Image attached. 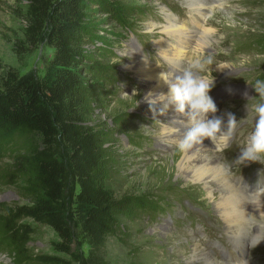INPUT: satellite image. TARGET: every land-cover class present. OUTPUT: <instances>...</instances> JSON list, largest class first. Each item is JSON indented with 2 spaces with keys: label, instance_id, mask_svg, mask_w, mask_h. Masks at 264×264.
<instances>
[{
  "label": "rangeland",
  "instance_id": "obj_1",
  "mask_svg": "<svg viewBox=\"0 0 264 264\" xmlns=\"http://www.w3.org/2000/svg\"><path fill=\"white\" fill-rule=\"evenodd\" d=\"M113 1L120 2L124 9L135 8L134 12L142 11L145 16L140 14L136 18L132 15L127 19L128 23H123L113 15L98 13L99 25L95 31L100 42L91 44L89 49L95 52V55L101 56L97 59L103 63L112 59L110 56L102 57L100 49L108 48L109 52L119 56L112 61L120 64V70L127 78L123 80L110 102L94 109L87 118V124L98 130L110 131L114 129L113 119L119 114L136 113L145 118L146 123H131L123 131H119V134L116 130V139L110 144L114 157L107 185L117 200L153 194L167 200L170 207L169 213L156 221L148 219L136 209L125 211L118 216L117 229L106 243L105 259L110 264H180L179 262L183 263L187 256L184 257L182 252L175 250V247L184 245L183 249L189 255L193 244L198 243L217 263L243 264L241 255L243 250L249 247L250 255H253L254 251H257V246L253 248L250 242L246 248L245 246L242 248L231 240L226 231L227 225L218 214L213 199L208 196L204 187L194 180H187L185 174H182L180 165L186 150L181 151L177 143L187 127H175L171 124L177 130L176 133L182 134L170 141L171 144L160 142L163 138V128L167 123L158 113L154 117L153 112L144 106L145 96L152 83L143 81L134 70V66L144 58L153 67L173 78L180 74L181 68L189 61L212 58L213 64L202 74L207 75L211 71L215 83L209 94L215 104H224L226 107L223 114L215 117L222 115L225 131L227 113L234 114L239 122L227 145L222 144L220 148L212 147L205 155L224 169L223 171L234 173L237 167L232 161L234 155H230L227 150L234 148L238 151L241 146L247 144L256 121L251 105L259 100L253 85L257 80H264L261 79L264 74V50L252 47V42H256L264 35V0H209L205 25L212 33L208 35L207 45L199 50H196L194 41L180 44L177 36L164 32L169 19L188 31L197 32L199 27L193 16L202 24L204 20L189 6L196 2L195 0H110ZM26 8L25 0H0V79L9 71L20 75L33 73L43 76L48 70L53 48L44 41L36 46L26 43L24 36L27 27ZM96 8L98 7L95 6L94 9ZM118 11L120 14V10ZM122 15L124 18L127 14ZM160 43H170L176 48L185 47L186 53L179 68H173L163 57ZM219 66L228 68L222 69ZM134 90L136 94L132 96ZM124 92L129 95L125 96ZM178 116L174 115L172 118L185 119L184 116ZM208 118H213V114L209 113ZM129 137H145L147 141L144 148L133 146ZM19 149H23L22 146ZM58 154L62 157L63 151ZM226 175L229 182L241 190L231 175L227 173ZM243 178L238 176L236 181L242 182ZM213 186L212 191L224 192L220 184L214 182ZM75 188L74 181H70L69 190ZM250 198L247 203L254 207L256 202L254 198ZM28 203L20 187L6 185L0 179V205ZM259 219L250 220L249 241L259 224L264 234V215ZM255 221L257 224L252 223ZM29 222L35 228L32 241L29 243L30 249L34 254H53V244L59 241L56 233L48 226ZM191 222L196 223L192 225L193 228L205 226L211 233L223 234L227 243L239 246L240 254L232 260L227 253L222 252L221 259H216L207 250L203 241L199 238L196 240L190 234ZM71 225L77 239L72 245L71 254L66 258L71 264H90L89 246L80 235V227L76 221L71 222ZM259 245L260 248H264V241ZM11 262V256L0 251V264Z\"/></svg>",
  "mask_w": 264,
  "mask_h": 264
},
{
  "label": "trees",
  "instance_id": "obj_2",
  "mask_svg": "<svg viewBox=\"0 0 264 264\" xmlns=\"http://www.w3.org/2000/svg\"><path fill=\"white\" fill-rule=\"evenodd\" d=\"M25 1L26 43L36 46L44 41L53 53L43 76L9 71L0 79V179L20 187L29 201L0 205V251L11 256V264H71L66 256L77 239L71 225L76 221L89 246L90 264H110L104 252L118 216L136 209L156 221L170 207L153 194L117 200L107 185L116 130L119 134L131 123H146L145 118L119 114L110 131L87 124L94 109L110 102L127 78L120 64L112 61L119 56L100 49L102 57L112 59L103 63L89 49L100 42L95 31L98 13L123 23L132 15L145 14L110 0ZM252 47L264 50V35ZM129 141L142 149L147 139ZM70 181L75 189L69 190ZM29 221L56 233L59 241L53 244V254H34L30 249L35 228Z\"/></svg>",
  "mask_w": 264,
  "mask_h": 264
},
{
  "label": "bare ground",
  "instance_id": "obj_3",
  "mask_svg": "<svg viewBox=\"0 0 264 264\" xmlns=\"http://www.w3.org/2000/svg\"><path fill=\"white\" fill-rule=\"evenodd\" d=\"M195 1L196 2H193L189 6L193 9L194 12L198 14L200 18H202V20H204V23L202 24L198 19L195 18V16H193L195 22L199 27L197 32L194 31V33L193 31H188V29L179 26L172 19L168 20V26L164 29V32L170 35L177 36L180 39V44H184L183 42L187 43L189 41H194L197 46L196 50H199L207 45V38L208 35L212 33V30L208 29L205 25V22L208 18L206 15L208 13L206 12V7H208L207 3L209 0ZM197 33L201 34L197 35ZM160 48V50H162L163 57L170 62L173 68H179L181 66V62L186 53L185 47L176 48L170 43H160ZM134 70L143 78V81L147 80L152 83L149 86V90L146 96L150 92L155 95H159L161 93L166 95L169 92L168 84L161 78L162 71L153 67L151 63H149V61H147L146 59H140L134 66ZM144 106L150 109V105L146 99L144 101ZM157 107L156 108L158 113L159 109L163 107V102L158 103ZM166 114L172 116L170 117ZM166 114L160 115L162 120L166 121L167 123V125H165L166 127L163 128V138L160 142L171 144L170 141H173V139H176L182 134H180V132L176 133V131H171V129L174 128L171 124H173L175 127H188V125L186 124L187 118L185 117V122H180L179 119H176L177 117L172 118L174 117V115H179L175 112L174 106L170 107ZM220 117H222V115ZM174 119L177 121L172 123ZM206 140H204L203 145L197 144L194 145L191 149L186 150V153L181 161L180 169L183 171L182 174H185L184 177L187 180H194L199 185L204 187L208 196L213 199L218 214L222 217L227 225L226 231L229 235V238L235 241L238 245L242 246V248L244 246L246 247L251 242L249 241L248 234L250 220H260L259 217L262 218L264 215V197L258 198L257 196H254V200L256 203L254 207H251V205L247 203V201H250L251 198L243 193L240 189L232 185L227 179L226 172L223 171L224 169L222 170L210 159V157L205 155L208 149L212 147L220 148V145H222V143L215 145L211 140ZM214 182L220 184V187L224 189V192L219 190L212 191ZM259 225L257 226V228H255L254 234H263L261 226ZM183 246L184 245H177L175 247L176 251L182 252L184 257L187 256L183 263L179 262L180 264H220L214 261L207 253H205L198 243L193 244L191 253L189 255L184 251Z\"/></svg>",
  "mask_w": 264,
  "mask_h": 264
},
{
  "label": "clouds",
  "instance_id": "obj_4",
  "mask_svg": "<svg viewBox=\"0 0 264 264\" xmlns=\"http://www.w3.org/2000/svg\"><path fill=\"white\" fill-rule=\"evenodd\" d=\"M213 64L211 57L201 60L189 61L181 68L179 75L169 78L166 72L161 73V78L168 84L169 92L155 95L148 93L145 97L150 105L153 116L157 115L156 105L163 102V107L158 111L159 115H165L170 107L175 108V112L187 118V130L178 141L177 147L181 151L191 149L194 145H203L204 140L209 139L215 145L225 144L230 141L238 126V120L232 113H227L226 131L223 117L208 118L209 113L215 114L218 109L212 96L209 94L214 87V78L211 71L203 75L209 65ZM220 67V66H219ZM220 68H228L223 66ZM258 94V102L251 105V111L256 116L254 130L250 133L247 144L243 147L239 160V165L246 162L264 163V80H257L253 85ZM135 90L132 96H135ZM125 96L129 94L124 92ZM248 107V106H247ZM159 121V120H155ZM177 120H173L174 123ZM184 122L183 120H179ZM160 122V121H159ZM147 127V126H142ZM171 131H177L175 128ZM258 198L264 197V185L262 176L258 181L254 192L249 193ZM261 241H264V234H251V246L255 248Z\"/></svg>",
  "mask_w": 264,
  "mask_h": 264
}]
</instances>
